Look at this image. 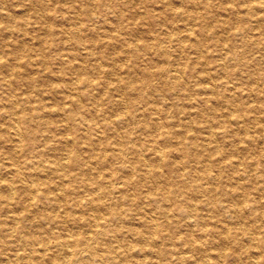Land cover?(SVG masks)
<instances>
[{
    "label": "rangeland",
    "instance_id": "1",
    "mask_svg": "<svg viewBox=\"0 0 264 264\" xmlns=\"http://www.w3.org/2000/svg\"><path fill=\"white\" fill-rule=\"evenodd\" d=\"M192 1L198 2V0H45L43 4L44 7H46L45 10H37L38 13L46 14L45 16H47L44 17L42 21L36 20V15L33 14L34 11L32 12L30 10L29 0H4V2H0V14H6L8 19L11 20L8 22L4 19H0V175H5L7 179H12L14 182L15 198L11 206V210L14 211L13 214H19L20 216L23 214L28 217L36 216L38 219H42L44 217L43 215L56 214V219L59 220L58 218L60 216L58 215L61 214L62 209H59V211L58 209H52V197H50L51 193L48 191L47 196L50 198L34 199L30 202L31 205L29 208H24L25 211H19L17 209L20 203L24 202L23 199L27 192H21L19 189L20 184L16 181L14 174H11L13 171L11 169L12 165L10 164L11 160L15 159L19 161H30L31 158V161L36 163L42 159H48V156L52 159L59 158L61 154V151L58 150L59 140L61 139V134H64L68 137V140L71 141H69V145L72 146V151H70V166L62 168L61 171L62 173L75 175L73 180L70 179V182L64 183L73 187L76 185L73 191L74 193L75 191L79 192V196H77L76 193L67 195L66 198L68 218L67 229L73 233L80 232L82 234L83 230H87V228L94 223L93 219H89L88 214L92 206L90 200L94 197V194L91 190L85 193L84 187L86 186L87 189H94L96 187L95 190L99 188V190H104L107 184L103 181V175L108 172V174L110 173V175H112L110 180L115 187L112 192H108V195L105 194L101 196L99 201H97V203L101 204V208H99L100 210L94 211L95 213L97 212L96 215L98 217H102L105 215L107 210L106 207L108 208L112 205L117 211V215L119 214L116 218L114 216L109 217L108 215V223H111H109L110 227L108 226V236L114 235L115 233L116 236H119L118 239L121 243H133L135 245L134 251H136L138 244L134 243L135 241L133 240H136V238L132 235L130 228L138 227V229L146 231L148 229V224L149 226L152 224L148 218L151 216L154 220V224L158 226V236L155 235V237L157 236V242L151 243L150 246L148 244L147 246L156 250L159 248V250L165 252L164 255L159 256V262L163 264H177L175 256H172V252L178 248L182 253L186 252L184 246L185 242L182 241V237L184 236L183 232H181L182 236L173 234L170 225L168 227L164 226L165 218L161 214L162 208H153L151 204H148L140 198L141 193L146 190L150 191L152 196H159L163 192L161 184L167 183L166 186L170 187L169 183H171V179H174L172 178L173 175H170L168 169L163 166L160 174L152 175L143 182H139L137 171L129 177L126 166H137L138 164L135 159L136 155L128 150V148L133 141L136 142L139 147H143L146 159L153 162L149 146L152 138H156L157 136L159 139L158 142L165 147L167 144L163 142L162 139L165 137L167 131L175 134L172 135L173 138L170 140V143H173L175 140L179 141L181 136L184 138L189 136L199 137L203 130V126L210 123L216 131H219L220 134L222 133V137L218 142L219 154L211 156V160L213 161V171L211 173H217L219 171L215 170L218 165L216 162L218 156H228L234 160L242 158L246 161H249L251 157V159H258L257 164L252 165L250 168L252 172H258L256 173L257 178L250 180L247 176L240 175V179L236 180V174L230 166H220V173L222 176L218 183H220V187L226 190H238V184H245L249 187L247 194L250 202H246L244 206L245 210H247L245 214H249V204L254 207L252 208L251 216L248 215L249 217L244 219V223L249 225L251 231L248 232H253V234L258 237L259 242L264 240V234L262 233L263 229L259 228L256 230L254 224L250 226V223H248V220H253L260 212L264 211V193L257 190L261 184L264 185V143H260L254 148L248 145L247 148L240 150L241 147H237L233 141L236 133L229 132L232 128L245 126L249 128L252 136L259 135L253 127L255 123L253 124L252 118L255 116H259L260 118L264 116V91H262L264 90V26L259 27L258 23L253 20V15L250 17L244 12L243 6H237L235 4V7H232L228 0H224L225 2L223 0H199L198 3L204 2L205 4H203V6L200 5L195 8H190L189 6ZM233 1L237 2L238 0ZM236 7L239 9L238 13L233 9ZM236 14L241 19L236 20L234 18ZM24 18L27 19V25H25V27L23 26L24 29L20 30L21 20ZM5 25H10L12 27L10 33L2 29ZM75 26L80 28L79 35L82 39V44L80 46L77 45L71 33L72 27ZM46 27L48 31H50L47 38L45 36L46 31H44ZM172 27L176 28L174 32L178 33L180 36H182L185 27L191 28V37L188 40L183 39L181 43H179L176 35L170 40L167 39L165 36L167 31H164L172 30ZM90 33L94 36L91 39H89L91 37ZM45 39L46 41L41 42ZM108 40L113 43L115 47L123 42L124 50L122 51L110 46L111 44ZM197 41L202 42L201 54L193 49V44ZM4 42H7L6 46H4ZM19 46L23 47L24 51L18 56V59H15V56L18 54L15 55L13 52L15 51L14 49ZM162 51H164V53H162ZM13 57L15 58L12 59ZM9 59L17 63L18 67L16 73L7 70L6 62ZM43 60L46 62L44 63ZM99 63L102 65L100 69H97L96 65ZM69 67H71V70ZM174 67L179 70L177 73L179 77L177 79H170V77H167L170 73L167 72L165 76L167 80L163 81L164 74L161 75L159 70L161 68H167L168 70ZM142 68H147L152 73L148 83L151 88H148L142 80ZM205 69H208L212 75V80L208 81L215 82L217 85L215 87V94L203 88L206 83L203 79V76L206 74ZM105 70L107 72L109 71L111 74L105 73ZM68 78L70 79L68 80ZM73 81L76 82V91L74 92L78 94L79 99L82 101H80L79 104H74L72 103L73 101L68 99L69 92L71 94L69 87ZM126 82H130V85H133L135 89H123V87H119V85L124 86ZM138 92L143 93L144 98H136ZM249 93L256 94L257 98L249 99ZM13 94L17 98L15 108L18 110V115L23 118V121L25 120L28 124L33 121L43 122L40 126L39 124L36 125L35 136H37L32 142L30 139L28 140L26 136H22L21 145L18 150L12 148L11 139L13 135L8 128V124L13 121V116H7L4 113V105H6L7 102L6 98ZM226 95H232L234 97L232 98V103H234L230 106L226 105ZM109 104L111 106H109ZM261 105L262 110L256 111L255 108H259ZM57 107L64 108L68 116ZM147 107L157 108L159 112L156 113L154 109L148 111ZM228 109L234 113L233 116H228ZM201 110H203V113L199 117L198 113ZM68 111L70 113H68ZM144 111L146 113L143 114ZM240 112L245 115L243 118H239V121L235 122V115H238ZM32 115L37 117H33ZM124 116L127 118L126 121L130 119V116H133V121L126 122L125 119H123ZM145 121L150 124L149 127L144 130L141 129L139 125L143 124ZM105 123H109L108 126L104 127L103 124ZM260 123L264 124V120H261ZM156 124H162V128L158 129ZM125 130L132 131V133L129 134L130 137L123 136ZM87 133L91 142L94 141L97 143L99 137L103 143L109 142L105 151L102 146H99V148H96L94 151L88 150V145H86L88 141L85 137ZM110 138H112V141ZM118 139H122L124 142L123 146L126 149V156L124 158L117 155L116 146L113 145ZM186 140L190 142L188 139ZM32 143L33 147L29 148ZM41 149H43L42 154H39L37 150ZM236 149L237 151H235ZM75 150L78 152L77 155L82 161V165L76 166L74 164L73 158L74 155H76ZM104 153L107 154L106 158L103 157ZM29 155H32L33 158ZM172 155L175 154H166L164 160H166L167 157L171 158ZM3 156H7V159ZM107 158L108 161H106ZM198 158H200V156ZM182 162L186 168L188 167L187 169H189L190 172L193 171L190 167L193 165L195 166L197 163L196 159L192 157H186ZM44 165H46V163ZM41 167L36 169V173L39 175L37 178L41 179L38 183L45 182L47 185H39L37 193L41 190H45L47 187L51 188L61 181V179L58 178L59 173L54 171L51 172V170L48 169L49 165ZM38 170H40V172ZM194 172L199 175L201 173L200 168H196ZM184 173H186V171H184ZM83 174L86 175V177ZM126 177H129L131 180L129 190H126V185L123 182ZM94 181L96 183H94ZM172 186H175L174 182ZM120 189L125 190V192L123 191L125 200L123 199L117 202L119 201L116 199V196L119 195L117 191ZM99 193L102 194L101 192ZM242 193L243 191L240 189L238 195H233L231 198H224L222 193L216 194L215 198L221 201L220 203H216V205H214L215 207H213L210 199H207L210 203L208 205H212L211 209L208 211L207 209L209 207L203 206L206 208L198 211L203 219H205L207 226L201 228L197 223H193V220H189L191 227L194 229L197 242H204L206 247L207 244L208 247H211L210 240L218 238L219 236L218 233H211L209 229L214 227L217 230L220 225H225V228L228 230V233H226L229 236L228 240L231 242L230 244H236L235 246H231L228 251L230 252L232 251L231 249H233V251H236L237 254H240L242 257H248V253H251L252 250L247 248V241L242 239L245 238V236L237 234L239 230L237 226H239V224L235 223L236 215L231 211H224L221 206V204H236V202L242 199ZM83 194H85V196H83ZM74 195L81 201L78 206L74 204L75 200H77ZM172 195L175 198V202H181L182 199L185 198L179 191H175ZM137 200H139V202ZM187 200H189V198H186V201ZM192 201L201 205L207 204L206 196L200 193H198V196ZM175 202L173 205L167 204L165 209H169L170 222L174 220L177 224L182 226L184 221L178 220V217L173 215L180 214V211L176 208ZM72 203L75 206L72 205ZM85 209L88 210L86 211ZM6 214L10 213H8L6 208L0 207V227L5 225ZM20 221V224H17L18 227L28 222L26 219H21ZM45 221L46 220L42 219L46 229L47 226H50V223ZM98 222L102 224V219L100 218ZM53 224L52 226L55 230L63 231V227L60 223ZM113 227L116 231L113 230ZM185 227L184 225L182 228L184 229ZM19 228L22 230L21 227ZM198 233L200 236H198ZM8 240H10L9 237ZM98 240L101 245L105 243L103 240ZM215 248L216 247H211L212 250ZM262 249L264 250V246H262L259 254L264 256V251ZM134 256L142 259L140 255L137 256L134 254ZM261 258L264 259L262 256ZM246 259L248 260L249 257ZM144 264H146V261ZM220 264H229V260L221 259Z\"/></svg>",
    "mask_w": 264,
    "mask_h": 264
},
{
    "label": "bare ground",
    "instance_id": "2",
    "mask_svg": "<svg viewBox=\"0 0 264 264\" xmlns=\"http://www.w3.org/2000/svg\"><path fill=\"white\" fill-rule=\"evenodd\" d=\"M44 1L45 0H29L30 10L32 12L34 11L33 14L36 15L35 18L38 21H42V19L44 17H47V16H45L46 14H41V13H38L37 12V10H45L46 7H44V5H43L45 3ZM0 2H4V0H0ZM198 2H199V0H198ZM198 2L192 1V3L190 4L189 7L190 8H195L196 6L197 7L200 6V5L203 6V4H205L204 2H200V3H198ZM228 2L231 3L232 7H235V4L237 6L238 5L239 6H243L244 12L247 15H249L250 17L253 15V20L256 23H258V26L259 27L264 26V0H238L237 2L236 1L234 2L233 0H231V1L228 0ZM233 9H235V12H237V13L239 12L238 7L233 8ZM216 14H217V12H216ZM0 17H1L0 19H4L5 21H8V22L11 21V20L8 19V16L6 14L4 15L3 13H1L0 14ZM234 18L236 20L241 19L237 14L235 15ZM25 25H27V19L24 18V19L21 20L20 30L21 29H24ZM2 29L4 31H6V32H9V33L12 31V27L10 25H5V26L2 27ZM171 29L172 30H165L164 31V32L167 31L165 33V36L169 40L174 35H176L179 43H181V41L183 39L184 40H186V39L188 40L191 37L190 36L191 33H192V32L190 33V29L191 28L185 27L184 30H183L182 36H180V35H178V33L174 32L176 28H173L172 27ZM31 30H32V28H31ZM79 30H80V28L78 26L77 27L76 26L75 27H72V29H71V33L73 34V37L75 39V42L77 43L78 46H80L82 44V39H81V36L79 35ZM44 31H46L45 32V36L47 38V35L50 33V31H48L47 27H46V29ZM211 35H212V33H211ZM19 36H20V34H19ZM90 36H91L90 38L88 37L89 39H91L92 37H94L92 35V33H90ZM245 39H246V37H245ZM44 41H46V39L45 40H42L41 42H44ZM108 42H109V40H108ZM109 43L111 44L110 46H112L114 48H117V49L122 50V51L124 50V43L123 42H121L117 47H115V45H113V43H111V42H109ZM6 45H7V42H4V46H6ZM16 46H18V45H16ZM180 46H181V44H180ZM201 46H202V42L201 41L194 42L193 49L196 52H198L199 54H201L202 53ZM14 50H13L14 51L13 54H15V55L18 54V55L15 56L16 58L13 57L12 59H14V58L15 59H18L19 58L18 56L21 55V53L24 51V48L21 47V46H19L18 48L14 49ZM162 53H164V51H162ZM171 55H173V54H171ZM12 59H9L6 62V67H7V70L8 71H12V72L16 73L17 72L16 69H17L18 65H17V63L12 62ZM39 61H40V59H39ZM43 62L45 63L46 61L43 60ZM101 65H102L101 63L97 64L96 65V68L97 69H100ZM65 68H67V67H65ZM147 68H149V67H147ZM147 68H142L143 71L141 72V76H142V80H143L144 84L147 85L148 88H151V86L148 85V83H149L150 77L152 76V73ZM69 69L71 70V67H69ZM72 70H74V69H72ZM111 71H113V70H111ZM159 71H160V74L161 75L164 74V77L162 76L164 78L163 81H166L167 80V78L165 77L166 74H167V72L170 73V74L167 75V77H170V79L171 78L177 79L179 77V75L177 74L179 72V70L176 69L175 67L174 68H171V69H168V70H167V68L166 69L161 68ZM205 72H206V74L203 76V79H204V81L206 83H205V85H204L203 88L204 89H207L208 91H210V93L215 94V92H216L215 87L217 85L215 84V82H209V81L212 80V75L208 71V69H205ZM63 73H65V72H63ZM105 73L111 74L109 71L108 72L106 71ZM163 78H161V79H163ZM69 79L70 78H68V80ZM75 84H76L75 81L71 82V84H70V87L69 88H70L71 94L69 92L68 99L71 100V101H73L72 103H74V104L75 103L76 104H79L80 101H81V99H79L78 94H75V92H74V91H76L75 90ZM116 86H117V84H116ZM88 87H89V84H88ZM119 87L120 88L123 87V89L124 88L125 89H129V88L135 89L133 87V85H130V82H126V84L124 86H122V85L120 86L119 85ZM262 91H264V90H262ZM63 94H65V93H63ZM114 94H116V93H114ZM248 97H249V99H254V98H257V95L254 94V93H249L248 94ZM136 98H141V99L144 98L143 93L138 92V96ZM225 98H226V103H227L226 105L227 106H230V105H232L234 103V102L232 103V101H233L232 98H234L232 95H228V96L226 95ZM43 100H46V99H43ZM6 101H7L6 102V105H4V113L7 116L8 115H12L13 116V121L8 124V128L10 129V131H11V133L13 135V137L11 139L12 148L14 150H18V148L21 145L22 136H26L28 138V140L30 139L31 142H32L33 139H35L36 136H37V135L35 136V134H36L35 133L36 132V127H37L36 125L39 124V126H40L43 122H41V121L34 122L33 121V122H31V123L28 124L25 120L23 121L22 120L23 118H21L18 115V112H17L18 110H16V108H15V105L17 103V98L15 97L14 94L11 95L10 97H7L6 98ZM115 105H117V104H115ZM109 106H111V105L109 104ZM227 106H225V107H227ZM57 108L59 109L60 107H57ZM29 109H30V107H29ZM60 109H61V111H63V113L65 115H67V113H66L67 111H65L64 108L61 107ZM84 109H85V107H84ZM152 109H154L156 111V113L159 112V110L157 108H154V107L149 108V107H147V110L148 111H152ZM260 109L262 110V105L259 108L258 107L255 108L256 111H258ZM129 110H130V108H129ZM147 110H145V111H147ZM117 111H119V110H117ZM145 111L143 112V114L146 113ZM68 113H70V112L68 111ZM202 113H203V110H201L198 113V116L200 117L202 115ZM80 114H82V113H80ZM227 114H228V116L229 115L230 116H233L234 115V113L231 110H229V109L227 111ZM244 115L245 114H243L241 112L238 115H235V118H234L235 122L239 121L238 120L239 118L240 119L243 118ZM32 116L33 117H37V116H34V115H32ZM57 116H59V115H57ZM99 116H101V115H99ZM122 116H123V114H122ZM83 117H86V116H83ZM77 119H78V117H77ZM88 119H89V117H88ZM123 119H125V121H126L127 118L124 116ZM31 120H32V118H31ZM134 120H136V119H134ZM252 120H253V124L255 123V125L253 126L254 129L259 133L258 136H252L251 133H250V131H249V128H247L245 126H242V127L240 126V128H232L229 131L230 133H236L235 139H233V141H234V144L237 147H239V146L241 147L240 150L247 148L248 145H250L252 148H254L255 146L259 145L260 143H264V124L260 123L261 120H264V116H262L261 118L259 116H255L254 118H252ZM22 121L24 122V124H23ZM127 121H129V122L130 121H133V116H130V119H128ZM106 122H108V121H106ZM108 124L109 123H105L103 125L105 127V126H108ZM133 124H134V122H133ZM149 124H148V122L145 121V122H143V124L139 125V127H141V129H144L145 130V129H147L149 127ZM156 127L158 129H161L162 128V124L161 125L156 124ZM48 129H49V127H48ZM80 132H81V130H80ZM131 133H132V131L125 130L123 136L124 137H126V136L130 137L129 134H131ZM221 134H220L219 131H216L211 126L210 123H208L207 125H204L203 126V130L201 131V135L199 137L189 136V137H185L184 138L183 136H181L179 141H176L175 140V141H173V143H170L171 138H173L172 135H175V134H173L172 132H168L167 131L165 133V137L162 139V141L167 144L165 147L163 145H161V143L158 142L159 139L157 138V136H156V138H152L150 140V142H151V144L149 145L150 146V154L152 155L153 162L148 161L146 159V157L144 156L145 153L143 152V147H139L136 142L133 141L131 143L130 147L128 148V150H130L132 153H134L136 155V158L135 159H136V162L138 164L137 166H133V165L126 166V171L129 173L128 174L129 177L133 173H135L137 171L138 172L137 175H138V178H139V182H143L147 178H150L152 175L160 174L162 172V167L163 166H165L168 169L170 175H173L172 178H174V179L173 180L171 179V183H169L170 187H167L166 186L167 183L166 184H164V183L161 184V189L163 190V192L159 196H157V197L152 196L151 193H150V191L146 190L145 192L141 193L140 198H142V200L146 201L148 204H151L153 208H157V209L158 208H160V209L162 208L161 209V214L165 218V219L163 218L165 220L164 226L165 227H168L170 225L171 228H172V230H173V234H176L177 236H182L181 235V232H183V235L184 236L182 237V241L185 242L184 246L186 248L185 249L186 252L184 251L185 253H182L181 251L178 250L179 248L177 250H174L172 252V256H175V259H176V263L177 264H220L221 259H223V260L226 259L227 261L229 260V264H264V259L261 258V256L262 257H264V256L261 255V254H259V251L261 250L262 246H264V240L261 241V242H259L258 237L255 234H253V232H248V231H251L249 225L244 223V219H246L249 216H251L252 208L254 207L251 204H249V211H248L249 214H245V213H247V210H245L244 206H245L246 202H250L249 199H248L249 198L248 197V194H247L248 191H249V187L247 185H245V184H238V186H237V189L238 190H236V189H234V190L233 189L226 190L223 187H220L219 186L220 183H218L220 177L222 176V174L220 173V166H228V167L230 166V168L232 170H234V172L236 174L235 175L236 176V180H239L240 179V175L241 176L242 175L247 176L250 180L257 178L256 173H258V172L257 171L256 172L255 171L252 172L250 168H251L252 165L257 164L258 159L257 158L256 159H251L252 158L251 157L249 161H246V160H244L242 158H238L237 160H234V159L229 158L228 156H226V157L218 156L217 157V161H216L218 165L216 166L215 170L216 171L219 170V171L217 173H214V172L211 173L213 171V161L211 160V156L219 154L218 142H219L220 138L222 137ZM85 137H86V140L88 141V143L86 145H88V150H90V151H94L96 148H99V146H102L103 149H104V151H105L106 146H108V144H109V142H104L103 143L100 137L97 139L98 140L97 143H95L94 141H93L94 143L91 142L90 139H89L88 133L85 135ZM45 138H47V137H45ZM186 139H188L190 142H187ZM110 140L112 141V138H110ZM45 141H47V140H45ZM59 141H60L59 142V147L57 146L58 147V150L61 151V154L59 153L60 154L59 158L52 159L50 156H48L49 157L48 159H45V160L42 159L43 161L40 160L41 162L38 161L36 163L34 161H31L32 160L31 158H30V161L29 160L19 161L18 159H15V160H11V164H10V165H12L11 169L13 171L11 174H14V176L16 177L15 178L16 181H18V183L20 184L19 189L21 190V192H25V193L27 192L26 195H25V198L23 199L24 202L23 203H20V205L17 208L19 211H21V210L23 211L24 208H29V206L31 205L30 202L33 201L34 199L47 198V197L48 198L52 197V199H51V207H52V209L53 208L56 209V210L58 209V211H59V209H62L61 214L58 215V216H60L58 218L59 220L56 219L57 218L56 214H54V215L48 214L49 216L42 214L44 216L42 219L46 220L45 222L50 223V226H47L46 229L44 227L45 223L42 222V219L41 218L38 219V218H36V216H32V217L29 216L28 217L26 215L24 216L23 214L21 216L19 214H13L14 211L11 210V206L13 205V200L15 198L14 182H13L12 179H7V176L0 175V207L1 208H6V210L8 211V213H10V214H6V216H5V221H6L5 222V225L3 227H0V264H144L145 261H146V264H163V263L159 262L158 259H160L159 256L160 255H164L165 252L163 250H159V248H157V250H156V249H153V248L149 247L151 243L153 244V243L157 242L156 237L158 236V226H156L157 224H154V222H153L154 220H153V218L151 216L148 217V218H149V221L152 224H150V226L148 224V226H147L148 229L146 231L141 230V229H138V227L137 228L136 227H131L130 228V231H131L132 235L135 236V238H136V240H133V241H135L134 243H137L138 244V247H137V250L136 251H134V246L135 245L133 243H130V242H127L125 244L121 243V241H119V239H118L119 236H116L115 233H114V235L108 236V226H109V223H110V222L108 223V220H109L108 219V215H109V217L110 216H114L116 218L117 216H119V214L117 215V211L115 210V208L112 205L109 206L108 208L106 207L107 210L105 212V215L102 216V217H98L96 215L97 212L96 213L94 212V211L100 210L99 208H101V204L100 203H97V201H99V199L101 198V196L102 195H105V194L108 195V192H112L113 188L115 187L114 184H113V182H111V180H110V178L112 177V175H110V173L108 174V172L103 175L104 176L103 181H105V183L107 184L105 186L106 188L104 190L103 189L102 190H99L100 188L95 190L96 187L94 189H87L86 186L84 187L85 188L84 189L85 193L87 191L89 192L91 190L93 192V194H94V197L90 200V202L92 203V206H91L90 211L88 212L89 219H93V222L94 223L89 228H87V230H85V231L82 228V230L84 231V232L82 231V234L80 232L79 233H73V232H71V231H69L67 229V219L68 218H67V211H66V206H67L66 205V198H67V195H70V194L72 195V194H76V193H77L76 195L79 196V192H76L75 191V193H74V191H73V188L76 185L73 187V186H69V185H67V184L64 183V182H70L69 181L70 179L73 180L75 178V175L66 174L64 172L62 173V171H61L62 168H66V167H69L70 166L69 160L71 158L70 157V151H72L71 150L72 149V146H70L69 144H70L71 141L68 140V137H66V135H64V134H61V139ZM102 143H103V145H102ZM113 145L116 146V151H117L116 153H117V155H119V157H121V158H124L126 156V154H125V150L126 149L123 146L124 145L123 140L122 139H118L117 141L114 142ZM39 146H41V145H39ZM51 146H53V145H51ZM31 147H33V143L31 144V146L29 148H31ZM42 151H43V149L37 150V152L39 154H42ZM100 151H101V149H100ZM235 151H237V149ZM8 152H10V151H8ZM75 152H76L75 153L76 155H74V158H73L74 164L76 166L82 165V161L79 159V156L77 155L78 154L77 150H75ZM168 153H174L175 155H172V157H175V158H172V157L171 158L170 157L168 158L167 157L166 160H164V157ZM35 154H36V152H35ZM22 156H23V154H22ZM90 156H91V154H90ZM199 156H200V158H198ZM30 157H32V155ZM103 157L106 158L107 157V154L104 153L103 154ZM186 157H192V158H195L196 159V162H197L196 165L195 166L193 165L192 167H190V169L193 170L191 172H190L189 169H187L188 167L186 168V166L182 162V160L184 158H186ZM4 158L7 159V156L4 157ZM114 160H115V158H114ZM106 161H108V158H107ZM3 163H5V162H3ZM45 163H46V165H49V168L48 169H50L51 172L54 171L56 173H59L58 178H60L61 181L59 183L55 184L51 188H49V187L46 188V186H45V188H46L45 190H43V191L41 190V191H39V193H37V190H38L39 185H43L44 186L46 183L45 182L38 183L41 179H38L37 178L39 175H37L36 169H38V167H41V166H46V165H44ZM122 163H124V162H122ZM93 164H95V163H93ZM120 167H122V166H120ZM41 168H43V167H41ZM196 168H200V172L201 173L199 175H197V173L194 172L196 170ZM24 169H26V170H24ZM120 169H122V168H120ZM8 171H9V169H8ZM38 171L40 172V170H38ZM98 171H100V170H98ZM184 171H186V173H184ZM240 172H242V173H240ZM42 176H40V177H42ZM84 176L86 177V175H84ZM94 177H95V175H94ZM129 177L128 178L126 177V179L124 181L122 180L125 183V185H126L125 186L126 187V190H129L130 189V186H131L130 185L131 180H130ZM173 182H174L175 186H172ZM94 183H96V182L94 181ZM120 184H121V182H120ZM88 185H90V184H88ZM92 187H93V185H92ZM240 189L243 191V193L241 194L243 197H242V199L239 202H236V204H234V205L233 204L232 205L231 204H229V205H223V204H221V206H222V208H223L224 211H231V212H233L236 215L235 216L236 217L235 223L236 224H239V226H237V228L239 230H238V232L237 231L236 232H237V234H240V235L245 236V238H242V239H244V240L247 241V245H246L247 248H250L252 250L251 253H248V257H249L248 260L246 259V258H248L247 256L246 257L245 256L242 257L240 254H237L236 251H233V249H231L232 251H230V252L228 251V249L230 250V247L231 246H235L236 244H234V245H231L230 244L231 242L228 240L229 239V236L227 234L228 233V230L225 228V225H220L219 229H217L218 232H217V230L214 227L209 229V231H211V233H218V236H219L218 238H213V239L210 240L211 247H216L215 249L212 250L210 246L208 247V244H207V247H206V245H205L204 242H197L196 241L197 238L195 239L194 229L191 227V224L189 223L190 222L189 220L191 219V220H193V223L194 222L197 223L201 228L204 227V226H207V223H206L205 219H203L202 215H200V213L198 212L199 210H202V209H205L206 208V207H203V206L209 207L207 209L208 211L211 209L212 205H210V206L208 205L210 203H209V201H207V199L208 200L210 199V202L213 204V207H215L214 205H216V203H218V202L220 203V201H221V200H217L215 198L216 194H218V193L221 194L222 193V195L224 196V198H227V197H230L231 198L233 195H238V191ZM257 190L259 192L264 193V185L261 184V186L258 187ZM47 191L49 193H51V196L50 197L47 196L48 195L47 194ZM123 191L125 192V190H123V189H120L119 191H117L119 193V195L116 196L117 197L116 199L119 200L117 202H120L121 200L124 199ZM175 191H179L182 195H184L185 198H183L181 202H175V198L172 195ZM99 192H101L102 194H100ZM198 193L206 196V201H207L206 203L207 204L201 205V204H197V202H195V201H192V200H194V198L196 196H198ZM77 196L74 195L75 199H77L74 202V204L76 206H78L81 203V201H79V199L77 198ZM83 196H85V194H83ZM186 198H189V200L186 201ZM102 199H103V197H102ZM137 201L139 202V200H137ZM19 202H21V201H19ZM111 202H113V201H111ZM174 202H175L176 208L178 209V211H180L179 212L180 214H173V215H176L178 217V220H183L184 221V224L182 226L180 224H177L174 220H173V222H170L171 220H169V219H171V218L169 216V209L168 210L165 209L167 204L168 205H170V204L173 205ZM41 203H42V201H41ZM45 203H48V202H45ZM74 204L72 203V205H74ZM198 205H200V206H198ZM87 206H88V203H87ZM103 209H104V207H103ZM132 210H134V209H132ZM86 211H85V213H86ZM216 212H217V210H216ZM64 213H66V214H64ZM77 213H79V212H77ZM38 214H39V212H38ZM208 217H209V215H208ZM100 218L102 219V224H100L98 222V220ZM21 219H26L28 221L27 224L19 225V227H21L23 231L20 230V228L17 226L18 223L20 224V222H21L20 220ZM121 219H123V218H121ZM70 220H71V218H70ZM76 220H78V219H76ZM263 220H264V211L260 212V214L256 218H254L253 220H248V223H250V226H252V224H254V227H255L256 230L259 229V228L263 229L262 230L263 231L262 233L264 234V221ZM53 223H60L62 225V227H63L62 228L63 231L55 230L54 227L52 226ZM134 225H135V222H134ZM184 225L186 227L183 229L182 227ZM116 226H118V225H116ZM192 226H193V224H192ZM78 227H79V225H78ZM84 229H85V227H84ZM113 230L116 231V229L114 227H113ZM195 232H197V231H195ZM155 235H157V236L155 237ZM198 236H200L199 233H198ZM8 237L10 238V240H8ZM98 239H100L101 241L103 240V242H105V243H102V245H101V243H100V241ZM104 240H106V241H104ZM148 244H149V246H147ZM213 245H215V246H213ZM134 254L137 255V256L138 255L142 256V259L134 256Z\"/></svg>",
    "mask_w": 264,
    "mask_h": 264
}]
</instances>
